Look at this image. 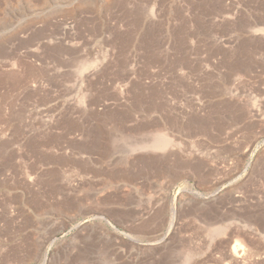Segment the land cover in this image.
<instances>
[{
    "label": "rangeland",
    "instance_id": "374dc122",
    "mask_svg": "<svg viewBox=\"0 0 264 264\" xmlns=\"http://www.w3.org/2000/svg\"><path fill=\"white\" fill-rule=\"evenodd\" d=\"M0 33V264H264V0H0Z\"/></svg>",
    "mask_w": 264,
    "mask_h": 264
},
{
    "label": "bare ground",
    "instance_id": "6f19581e",
    "mask_svg": "<svg viewBox=\"0 0 264 264\" xmlns=\"http://www.w3.org/2000/svg\"><path fill=\"white\" fill-rule=\"evenodd\" d=\"M0 34H1V33H0ZM39 72H40V71H39ZM37 73H38V72H37ZM33 75H34V74H33ZM35 81H36V80H35ZM163 140H164V139H163ZM168 140H169V139H168ZM163 142H166V141H162V143H163ZM145 144H146V143H145ZM164 144H166V143H163V145H164ZM141 145H142V144H141ZM153 145H154V146L156 145L155 147H157V146H159V147L163 146V145H158V144H156V143H154ZM142 146H143V145H142ZM155 147H154V148H155ZM164 147L167 148L166 145H165ZM157 148H158V147H157ZM155 149H156V148H155ZM162 149H163V148H162ZM164 149H165V148H164ZM160 150H161V148H160ZM219 230H220V229H219ZM214 231H215V230H214Z\"/></svg>",
    "mask_w": 264,
    "mask_h": 264
}]
</instances>
